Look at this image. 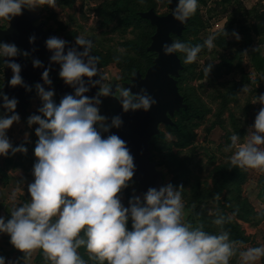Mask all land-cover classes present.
<instances>
[{"label":"clouds","instance_id":"1","mask_svg":"<svg viewBox=\"0 0 264 264\" xmlns=\"http://www.w3.org/2000/svg\"><path fill=\"white\" fill-rule=\"evenodd\" d=\"M35 4L34 0H0V19L9 21ZM198 4L199 0H178L172 15L185 23ZM232 35L237 40L241 38L235 30ZM29 39L34 41L35 36ZM66 43L56 36L46 41L53 52L51 60L60 64L59 76L66 84L77 85L75 95L66 94L56 103L54 89L46 90L36 83L43 106L39 109L42 115H31L27 121L29 125H39L35 129L38 137L34 148L35 179L28 185L31 200L17 206V193L21 189H13L9 197L13 201L11 217L5 221L0 216V232L8 233L10 243L26 258L39 249L51 264H88L79 252L81 247L89 259L99 264H229L236 242H229L227 232L211 234L203 226L183 223L182 190L171 183L159 189L150 187L142 200L134 195L128 207L121 203L118 194L132 179L135 165L126 142L110 131L122 126V118L114 116L109 123L100 113V97L117 96L124 112L141 109L147 112L157 100L146 88L133 93L131 88L117 86L113 92L107 84L94 96L86 95L90 89L83 78L97 75L96 62L100 57L90 55L94 45L84 34L76 37L82 52L70 48L65 53ZM204 46L215 47L214 37L208 36ZM201 49L200 44L188 46L179 39L162 45L165 54L185 53V64L195 62ZM18 55L29 53L14 42L0 41V57ZM4 63L12 71L8 83L31 91L21 77V65L12 59ZM32 63L42 67L39 59ZM210 67L204 71L208 72ZM49 71L50 68H45L42 73L47 85L52 84ZM243 91H248L246 86ZM2 95L6 114L0 115V155H7L10 150L26 152L23 144L13 146L6 136V130L20 120L16 111L18 100ZM257 102L264 105V93L255 96L252 103ZM230 140L224 151L231 152L228 157L231 165L264 172V107L256 114L254 125L242 142L235 133ZM222 222V218L215 221ZM239 255L242 264H253L264 257V245L248 247ZM0 264H5L2 256Z\"/></svg>","mask_w":264,"mask_h":264},{"label":"rangeland","instance_id":"2","mask_svg":"<svg viewBox=\"0 0 264 264\" xmlns=\"http://www.w3.org/2000/svg\"><path fill=\"white\" fill-rule=\"evenodd\" d=\"M34 2L36 4L31 7L33 12L41 15L38 23L45 22L46 27L58 32L59 38L70 39L76 44V37L84 34L92 40L94 47L90 50L91 55L100 57L99 74L106 79L101 86L117 81L123 87L124 82L130 81L134 70L143 74L147 71L156 58L155 53L147 50L155 28L137 14L150 8L161 15L170 12L169 0H143V3L140 0ZM188 27L182 40L188 46L200 41L204 43L210 35L214 37L215 47L206 54L201 50L195 62L184 63L187 70L182 72L180 78L181 93L191 105L193 113L199 115L188 121L180 115L176 116L174 121L182 129L176 131L162 125L161 133L152 141L153 160L163 172L165 184L171 183L174 188L182 190L184 205L216 192L213 186L217 171L231 165L228 159L231 152L224 151L225 146L231 143L230 136L235 133L242 142L254 125L256 114L264 107L259 102L252 103L255 96L264 93V75L260 76L254 71L250 58V52L255 49H260L264 55V0H199ZM234 30L239 32V40L232 35ZM222 31L224 34L220 35ZM221 37L224 38L223 43H227L225 46L217 42ZM214 53L231 61L232 67L221 66L222 58H213ZM4 61L0 57V81L3 83L12 76L11 69ZM208 66H211L210 70L205 72ZM203 72L205 74L201 77ZM245 86L248 89L246 93L243 91ZM54 100L58 103L56 95ZM42 106L43 101L36 92L27 107L25 119L19 113L20 120L6 130L10 143L13 146L23 144L27 151L12 152L18 163L20 159L22 161L19 166L12 161L8 164L9 169L3 162L11 150L7 155H0V169H3L0 172V185H6L1 198L9 208L7 213L0 211L5 221L11 217L13 201L9 197L13 189H21L17 193V206L31 200L28 185L35 179L33 170L37 157L34 148L38 140L35 129L39 125H29L27 121L31 115H42L39 111ZM187 133H192L190 141L185 146H177L178 137L186 138ZM241 170L244 177L229 183L220 198L222 206L214 201H205L203 206L210 233L218 235L227 232L229 242H236L229 264H242L241 251L264 245V172L246 168ZM134 195L143 199L137 183L131 179L118 196L121 203L128 207ZM229 207L234 209L233 212ZM225 217L235 225L241 238L232 235L233 230L227 227ZM220 218L223 222L216 224L215 221ZM182 222L191 226L189 209H184ZM79 252L88 264H99L89 259L83 247ZM0 256L5 259V264L10 261L14 264H36L10 243V236L6 232H0ZM253 264H264V257Z\"/></svg>","mask_w":264,"mask_h":264},{"label":"water","instance_id":"3","mask_svg":"<svg viewBox=\"0 0 264 264\" xmlns=\"http://www.w3.org/2000/svg\"><path fill=\"white\" fill-rule=\"evenodd\" d=\"M178 0H169L170 12L165 15L158 14L154 8L141 11L139 16L155 28L151 37V43L147 47L149 52L155 53L156 58L153 64L143 74L136 70L130 77L129 82H125L124 87L131 88L133 93H137L141 88L155 97L157 104L145 112L142 109L137 111L124 112L122 104L117 96H101L102 101L99 105L100 113L107 117L110 123L112 117L119 115L123 124L120 128H112L110 131L119 135L125 142L133 156L135 165L132 180L137 183L139 190L144 195L150 187L159 189L165 184L163 172L158 169V164L153 160V146L151 142L155 136L161 133V126H174V118L178 112L187 107L185 96L181 93L178 78L184 69V65L178 53L165 54L162 50L164 43H171L174 37H182L191 21V17L185 23L175 20L172 9L176 7ZM41 15L33 12L32 8L22 9V14L13 17L11 20H4L6 27L0 25V41L14 42L17 47L29 53L28 56L18 55L13 58L4 57L5 60H15L21 65V77L24 84L31 88L28 91L24 86L17 85L12 87L8 81L4 82L0 88V93L7 94L9 98L15 97L18 100L17 112L26 115V107L36 95L35 85L40 83L46 90L54 89L58 103L66 94L75 95L77 85H68L59 77L60 64L53 62L52 50L46 45L48 38L57 35V31L51 27H46L45 22L38 23ZM35 36L34 41H30L31 36ZM59 38V37H58ZM65 53L70 48H76L82 52L83 47L73 43L70 39L65 40ZM91 55V53H90ZM34 59L42 62V67H35L32 63ZM87 60V58H85ZM88 78L84 77L86 86L90 91L88 96H94L101 84L105 82V77L99 74ZM45 68H50L49 76L52 80L51 85L44 84L42 73ZM89 81H99L90 83ZM118 82H113L110 87L113 92L117 91ZM0 94V115L6 114L3 108V95ZM187 205H184V209Z\"/></svg>","mask_w":264,"mask_h":264},{"label":"trees","instance_id":"4","mask_svg":"<svg viewBox=\"0 0 264 264\" xmlns=\"http://www.w3.org/2000/svg\"><path fill=\"white\" fill-rule=\"evenodd\" d=\"M120 2H117L116 4L120 5L121 4ZM140 12H138V14H137L138 16H139ZM190 17H191V21H190V23H191L192 20H193V14ZM188 26H189V24H188ZM188 26H187V29L184 31L182 37H177L181 41L183 40L185 32L189 28ZM223 34H224V31H222L220 33V35H223ZM175 37H174V39H175ZM217 42L220 45L223 44V46H225L227 44V43H223L224 42V38H222V37ZM198 44L202 45V49L201 50L204 52V53L202 52L203 54H206L208 51H210V49L207 48L206 46H204V43H202L201 41ZM178 55L180 56V58L182 60V63L184 65V69L182 71V72H184V71L187 70V67H186V65L183 62V55H182L181 52L178 53ZM213 58H216V59H218V58L221 59L222 58L221 59V66H224V67H227V68L232 67V65H231L232 62L227 60V59H225L224 57H218L214 53L213 54ZM250 58H251V64H252V67H253L254 71L260 76L264 75V55L262 54L261 50L260 49H255L254 51L250 52ZM152 64H153V62H152ZM135 71L136 70H134V72ZM182 72H181L180 77L178 78V85L180 84V78L182 76ZM204 74L205 73L203 72L201 74V77H203ZM179 88H180V86H179ZM185 100H186V97H185ZM186 103H187V101H186ZM178 115L182 116L183 120L188 121V120H191V119H193L195 117H198L199 113L198 114L193 113L191 105L187 103V107L182 109L180 112H178L176 114V116H178ZM170 127H172L176 131H180L182 129L181 125L178 122H175V125L174 126H170ZM191 134L192 133H187L186 134L187 135L186 138H184L182 136L181 137L179 136L178 137L179 142H178L177 146H179V147L185 146L190 141V139L192 138ZM151 144H152V142H151ZM243 177H244V174H243L241 168L233 166V165H230L229 168H227V169L218 170L217 171V177H216V179L214 181V186H213V189H215L216 192L215 193H211L210 195H207L204 198H200L199 197V199L196 202L191 203L190 205H187V207L185 208V209H189V211H190V218H191V223H192L191 227L203 226V228L207 232L210 233L209 227L207 226V223H206V221H207L206 214H205L204 209H203L204 202L205 201H214V202L218 203L220 206H222L220 198H221L223 192L225 191L226 187L229 185V183H231L233 181H236L237 179H242ZM229 208L233 212L234 209L232 207H229ZM225 223H226V225H227V227L229 229L233 230L232 235L237 236V238H241L239 236L238 232H237L238 230L236 229L235 225H233L229 221V219L227 217H225ZM43 259H44V255H43L42 251L40 250L39 255H38V260L40 261V260H43Z\"/></svg>","mask_w":264,"mask_h":264},{"label":"crops","instance_id":"5","mask_svg":"<svg viewBox=\"0 0 264 264\" xmlns=\"http://www.w3.org/2000/svg\"><path fill=\"white\" fill-rule=\"evenodd\" d=\"M4 58V57H3ZM0 84H3V82H1L0 81ZM32 101V100H31ZM31 103V102H30ZM30 105V104H29ZM29 105H27V107L29 106ZM27 107H26V113H27ZM18 114L20 113L21 114V112H17ZM26 116V115H25ZM25 116H23L22 114H21V117H22V119H25ZM16 155H14L12 152H10L7 156H6V158L4 159V164H5V167L6 166H8L7 168L9 169V165L12 163V161H14V162H17L16 161V157H15ZM21 161H22V159H20V163H21ZM20 163H16V164H14V165H21ZM9 164V165H8ZM1 170H3V169H0V172H1ZM8 172H10L11 173V170H9ZM9 174V173H8ZM4 187H6V185H2V183H1V185H0V211H4V212H9V208L7 207V205H6V203H4V201H3V199L1 198V194L3 193V189H4ZM39 252H40V250L39 249H37V250H35L34 251V253H33V255H32V260L33 261H35V263L36 264H51V262L50 261H45V259H43V260H38V255H39ZM29 260H30V258H29Z\"/></svg>","mask_w":264,"mask_h":264},{"label":"flooded vegetation","instance_id":"6","mask_svg":"<svg viewBox=\"0 0 264 264\" xmlns=\"http://www.w3.org/2000/svg\"><path fill=\"white\" fill-rule=\"evenodd\" d=\"M0 25L1 26H3V27H6L7 26V24L5 23V21H4V19H2V21L0 22ZM124 84H125V82L123 83V87H124ZM2 84H0V86H1ZM110 86V85H109Z\"/></svg>","mask_w":264,"mask_h":264},{"label":"built area","instance_id":"7","mask_svg":"<svg viewBox=\"0 0 264 264\" xmlns=\"http://www.w3.org/2000/svg\"><path fill=\"white\" fill-rule=\"evenodd\" d=\"M60 77V76H59ZM61 78V77H60Z\"/></svg>","mask_w":264,"mask_h":264}]
</instances>
